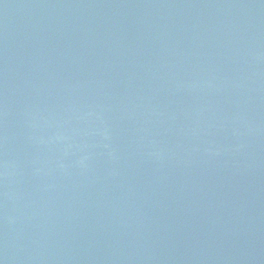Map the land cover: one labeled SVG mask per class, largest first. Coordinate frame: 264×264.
Instances as JSON below:
<instances>
[{"label":"water","instance_id":"95a60500","mask_svg":"<svg viewBox=\"0 0 264 264\" xmlns=\"http://www.w3.org/2000/svg\"><path fill=\"white\" fill-rule=\"evenodd\" d=\"M0 264H264V0H0Z\"/></svg>","mask_w":264,"mask_h":264}]
</instances>
